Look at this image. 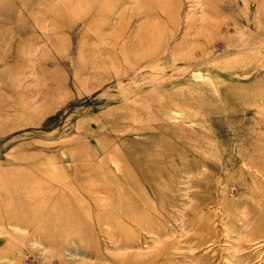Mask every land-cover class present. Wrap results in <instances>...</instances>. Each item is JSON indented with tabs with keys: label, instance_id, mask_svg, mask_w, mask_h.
<instances>
[{
	"label": "rangeland",
	"instance_id": "1",
	"mask_svg": "<svg viewBox=\"0 0 264 264\" xmlns=\"http://www.w3.org/2000/svg\"><path fill=\"white\" fill-rule=\"evenodd\" d=\"M0 264H264V0H0Z\"/></svg>",
	"mask_w": 264,
	"mask_h": 264
},
{
	"label": "bare ground",
	"instance_id": "2",
	"mask_svg": "<svg viewBox=\"0 0 264 264\" xmlns=\"http://www.w3.org/2000/svg\"><path fill=\"white\" fill-rule=\"evenodd\" d=\"M164 9H166V8H164ZM91 25V24H90Z\"/></svg>",
	"mask_w": 264,
	"mask_h": 264
}]
</instances>
